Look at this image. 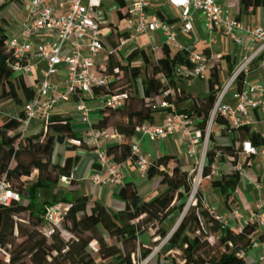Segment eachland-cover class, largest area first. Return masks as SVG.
Returning a JSON list of instances; mask_svg holds the SVG:
<instances>
[{
    "label": "trees",
    "instance_id": "trees-1",
    "mask_svg": "<svg viewBox=\"0 0 264 264\" xmlns=\"http://www.w3.org/2000/svg\"><path fill=\"white\" fill-rule=\"evenodd\" d=\"M119 6L121 0H114ZM240 5L236 18L250 15L257 7L264 9V0H237ZM6 4L2 3V6ZM120 18V11L117 10ZM110 27L108 39H119L116 28ZM5 34L0 27V103L13 99L22 104L30 99L32 91L22 81L12 79L9 63L13 57L4 45ZM210 72L207 77V94L204 96L186 94L177 87V81L185 78L173 75V68L177 64L186 65L181 52L169 56L167 48L163 47L159 56L149 60L143 50L133 49L128 53L126 62L121 64L110 59L108 72L115 67L131 79H139L141 95H131L125 90L124 106L121 109L104 107L100 110L101 117L91 126L106 129L112 126L111 121L120 115L132 123L115 122L113 132L122 136L121 141L106 145L105 152L116 163L127 159L136 162L137 155L131 150L132 137L138 127L144 123L143 108L148 111V123L153 122V114L162 112L167 107H160L155 97L160 95L166 86L174 90L173 95L165 99L172 103L176 110L195 115L198 118V128L204 137L210 111L215 101V95L221 88L219 74L220 62L224 60L230 73L232 64L228 55L212 58L205 51ZM143 64L134 65L137 58ZM258 57L253 60L250 69ZM243 76L238 79L241 88ZM114 83V82H113ZM22 92L20 97L17 92ZM111 91H95L93 98L106 95ZM120 93V92H119ZM190 103L184 107L187 100ZM71 117L51 113L42 130L38 133L21 137L19 124L15 117L5 118L0 124V179L9 183L12 190L20 195V201H12L9 205L0 203V264H136L146 259L150 249L145 248L138 240L140 235L149 234L157 243L166 238V243L172 251L166 255L171 264H245V255L253 239H263V232L257 230L256 221H247L237 233L222 227L202 204V195L198 191L187 205L186 197L192 192V176L184 169V164L174 154L157 156L145 170L147 179L157 178L160 191L151 199L143 200L136 189V185L125 182L118 190L117 196L123 201L121 209H112L96 200L90 201L86 194H79L71 199L57 195L58 183L62 177L68 179L69 184L76 183L75 167L79 156H66L62 164L52 162V153L56 143L72 142L69 150L77 148L92 149L82 141V137L74 132L70 125ZM213 124L220 127L221 135L229 131L235 133L242 143L248 141L255 147H264V134L247 131L245 128H230L226 120L219 114L213 118ZM212 133L209 137H212ZM214 149H220L233 157L229 161L234 166L238 160V151L230 150V145H214L206 152V161L202 168V176L210 171V164ZM253 157L249 154L243 163L246 166ZM95 163L92 164V167ZM36 172L32 181H25ZM240 180V173L236 168L230 172H219L209 180L210 187L217 193L225 194V204ZM35 191V192H34ZM33 192L35 194H33ZM47 192L49 199H39L36 193ZM58 201H66L69 206L62 219L57 224L46 220L45 206ZM184 212L181 220L169 235L162 224L173 212ZM31 225V229L23 232L22 223ZM48 225L47 232L39 231L41 226ZM61 230H72L73 234L64 240ZM17 234L25 237L16 242ZM214 242L210 243L209 239ZM95 247H91V244ZM217 249V250H216Z\"/></svg>",
    "mask_w": 264,
    "mask_h": 264
},
{
    "label": "built area",
    "instance_id": "built-area-1",
    "mask_svg": "<svg viewBox=\"0 0 264 264\" xmlns=\"http://www.w3.org/2000/svg\"><path fill=\"white\" fill-rule=\"evenodd\" d=\"M18 7L25 8L23 15L17 16L11 11L16 21L15 31H5L4 45L11 52L13 60L9 63L12 79L22 81L32 91L30 99L23 100L17 122L21 137L38 133L44 122L54 109L68 102H73L80 116L88 120L89 112L100 111L104 107L121 109L124 106L125 93H109L93 98L95 91H108L114 81L120 78L118 67L108 72L110 59L123 64L129 52L122 48L139 36L151 38L161 37L160 46L151 45L149 52H161L165 47L172 57L181 52L186 65L177 64L173 68L175 78L204 77L209 74V63L204 52H189L190 44L180 40V36L188 37L194 32L196 15L203 18L202 26L211 43L216 42V35L223 34L236 43H246L248 53L232 68L220 90L210 111V118L205 130V140L201 143V134L195 115L179 112L165 98L174 94V90L166 86L155 97L163 111L160 123H143L137 131L152 142L163 143L168 137L177 135L183 141L188 157L195 158L189 174L195 170L199 174L195 188L201 177L210 180L218 173V161H232L233 157L214 149L210 171L202 176L203 158L207 149L208 129L216 114L221 115L230 128H248L252 118L257 116L264 120V86L259 82H250L247 78L253 60L261 57L264 60V26L241 24L236 15L223 6L218 0H121L117 3L123 34L114 47H107L106 40L110 27L105 24L103 0H16ZM10 10V9H9ZM241 31V33H239ZM242 34L245 36L242 38ZM139 50V49H138ZM132 50H130L131 52ZM135 60H143L139 57ZM124 61V62H123ZM243 76L241 88H238L239 76ZM232 89V90H231ZM230 92L232 102L225 100ZM82 141L92 147L95 155L94 163L87 181L96 187H121L124 181L122 163H116L105 152L107 140L122 136L108 133L106 129L93 128L91 125L83 133ZM201 143V144H200ZM200 147V156H197ZM131 150L137 155L138 169L145 173L147 158L140 155L139 143L131 141ZM241 153L246 155H263L264 147H255L250 142L242 143ZM239 173L240 162L233 166ZM193 180V177H192ZM60 181H68L62 177ZM193 186V181H192ZM194 191L197 192L196 189ZM194 192L190 194V201ZM192 197V198H191ZM12 201H20V195L11 189L4 177L0 179V203L9 205ZM202 204L222 227L237 233L245 222L256 221L257 230H264V207L259 206L252 218L244 220L240 208H233L228 216L217 212L214 205L202 196ZM69 204L58 201L45 206V218L57 224L66 213ZM261 247L256 254V264H264V245L253 239L250 248Z\"/></svg>",
    "mask_w": 264,
    "mask_h": 264
},
{
    "label": "crops",
    "instance_id": "crops-1",
    "mask_svg": "<svg viewBox=\"0 0 264 264\" xmlns=\"http://www.w3.org/2000/svg\"><path fill=\"white\" fill-rule=\"evenodd\" d=\"M223 6H226L230 12L237 15L240 10V5L237 0H218ZM230 2V3H229ZM203 18L200 15H196L195 23H194V32L190 35V38L193 40H190L188 37L180 36V40L184 43L190 44L189 46V52H195L200 53L207 51L209 55L212 58H219L222 55H228L230 58V62L232 64V68L235 66V62H238L244 55L248 53L246 43H236L229 40L225 35L223 34H217L216 35V42L211 43L209 40L208 35L205 33L203 26H202ZM240 22L242 25H261L264 26V9L261 7H257L254 12L250 15H241L240 16ZM16 30L13 28L12 31ZM241 33V31H239ZM244 35L242 34V38L244 39ZM240 58V59H239ZM239 59V60H238ZM238 60V61H237ZM221 71L220 75L223 73V71H227L226 75L228 76L229 72L226 68V63L224 60L220 62ZM210 72V70H209ZM209 75V74H208ZM208 75L203 77V80H207ZM248 80L250 82H259L264 86V60L259 59L254 62L252 68L250 69V72L247 76ZM198 79V78H197ZM194 79L187 80V81H193ZM221 81V80H220ZM207 82V81H206ZM178 81L176 82V84ZM185 82L181 81L180 87L186 92H189L183 85ZM222 84V82H221ZM232 90V89H231ZM208 92V90H207ZM187 94V93H186ZM207 94V93H206ZM205 94V95H206ZM201 96V95H199ZM204 96V95H202ZM225 100L227 102H232L230 99V92H228V96H226ZM68 104V105H67ZM67 107V108H66ZM96 110H92L89 112H94ZM55 113H60L66 116L71 117L70 125L74 132H76L78 135L82 136L83 133L89 128V126L96 120H91L90 118L88 120L83 119L79 112L75 109L73 102L63 104L60 107L55 108ZM98 113L97 118L99 119L101 117V112L96 111ZM163 111L159 113L153 114V123H160L163 119ZM157 115H161L160 119L157 120ZM89 117V116H88ZM218 126V125H217ZM219 127V126H218ZM247 131H256L261 134H264V120L261 121L257 116L254 117V120L252 118V123L248 128H246ZM220 131V127H219ZM138 134L139 132L136 131L135 134L132 137V141H136L139 143L140 151H150L149 148H151V152L153 154H156V156L168 154V150H172V154H177V158H182L181 155H179V152L182 151H176L171 149L169 141H171V137H168L164 144L160 142H152L147 137L141 135L139 133V139L135 140L134 136ZM233 133L229 131L226 135ZM221 134V132H220ZM235 135V133H233ZM225 136V135H224ZM174 140V139H172ZM176 141V140H175ZM118 142V141H116ZM183 142V141H182ZM149 143L152 144V146H148ZM184 146V143H182ZM72 145V142H62V143H56L54 146V150L52 153V162L56 164H62L64 158L66 156H74L78 155L79 159L77 162V165L75 167L76 172V183L75 184H69L68 181H59L58 188L54 189V191L58 190V196L59 197H66L67 199H71L68 197V194L72 195V198L79 194H86L90 201L96 200L106 206H109L112 209H121L123 207V201L117 196V192L120 187L117 186H104V187H96L89 183L87 181V176L90 173L92 169V164L94 163L95 155L92 149H82L77 148L75 150H69L68 147ZM183 148V147H182ZM246 155V154H245ZM247 156V155H246ZM245 156V157H246ZM188 157V156H187ZM130 160H126L122 162L123 168L128 169V175L129 177L126 179L125 182L131 181L136 185V189L138 191L139 196L143 200H149L152 197H154L161 189L158 185L157 178H152V180L157 181L158 190L152 197H142L141 190L139 189V184L136 181V178L133 174H131L130 171ZM226 165H229L230 167H227L223 171L220 172H230L233 169V166L229 161H226ZM249 166L248 171H244L240 173V180L236 186V189L233 191L232 195L236 197L235 204L238 208L242 211L244 220H247L249 218L253 217V214L258 210V207H264V154L263 155H253V157L250 159V162L247 164ZM185 167V165H184ZM219 173V172H218ZM255 177L259 178V185L252 184L255 183ZM145 181L149 180L146 178ZM256 190H255V189ZM205 196V195H204ZM208 203L214 205L219 213L228 216V218L233 221L231 215L229 206L224 204L226 208L223 210L219 209L218 202L220 200H223L225 202V194L224 193H217L215 192L211 187L209 188L208 193L205 196ZM218 201V202H216ZM254 201H259L260 204L258 205L257 209L251 208V203ZM229 203V202H228ZM259 232H263V239L259 240L264 245V230H258ZM261 247L253 249H248L246 255H245V264H256V254L260 251ZM172 251V248L168 249L166 254L170 253ZM165 257V258H164ZM164 260L160 258L159 262L155 264H171L169 259L164 256ZM164 262V263H163Z\"/></svg>",
    "mask_w": 264,
    "mask_h": 264
},
{
    "label": "rangeland",
    "instance_id": "rangeland-1",
    "mask_svg": "<svg viewBox=\"0 0 264 264\" xmlns=\"http://www.w3.org/2000/svg\"><path fill=\"white\" fill-rule=\"evenodd\" d=\"M4 2L6 4H4L2 6V3H4ZM17 3L18 2L16 0H0V27L3 29V31L4 30L5 31H8V30L12 31L13 28H15V26H16L15 18H13L12 14H10L11 12H9V11L12 10V12L15 13L17 16L23 15V13L25 12V8L18 7ZM103 9L105 12V19H104L105 24H102V28L105 25H108L107 23H111L116 28L117 32L122 30L123 25H122L120 18L117 15L116 2L114 0H103ZM160 40H161V37H159V36H153L151 38H147L146 36H139L135 40L128 42V44H126L122 48V50L124 51V53L130 52V50H133V49L143 50V52L146 54V56L149 60H154L155 57L159 56L161 52L157 51L156 53H151V52H149V50L151 49V45H156L159 47L161 44ZM117 44H118V42H117L116 38H113L111 40L110 39L106 40V46L107 47L111 48ZM238 62H235V65ZM133 64L134 65H140L141 61L140 60H134ZM226 72L227 71L225 70L220 75V80H221L222 84L224 83L225 79L227 78ZM119 75H120V78L118 80L114 81V83L110 86V90H108V91H111V93H119L123 89V90L129 92L132 96L136 95V94L139 96L141 95L140 80L138 78L137 79H131L129 76L124 75V73H122V72H120ZM191 79H194V80L193 81H187V80H191ZM206 81L207 80H203V76L198 77V79L196 77H190L188 79H184L183 82H185V83L183 86L189 91V92H186V90H185V93L189 94L190 96L205 95L207 93V82ZM180 83H181V81H178V83L176 85L178 88L182 89L180 87ZM17 92H18V95L20 97H23L22 92L19 88H17ZM22 103H23V101H22ZM68 103H70V102H68ZM189 103H190V100L188 99L183 104L184 107L187 106ZM21 107H22V104L15 102L13 99H9V100H5V101L1 102L0 103V124H1V121L5 118L17 117L18 114L21 112ZM54 111H55V109H54ZM142 113L144 115V123H148L149 122V120L147 118L148 111L143 108ZM157 113H159V112H157ZM97 115H98V113L96 111L91 112L89 114V118L91 120H96V119H98ZM160 117H161V115H157V120L160 119ZM115 122H122V123L131 124L132 120L126 121L120 115L114 116L113 120L111 121L112 126H109L107 128L108 133L113 132V125ZM210 133H212V135H213L212 137H209ZM206 137H207L206 152L211 147H213L214 145H230V150H233V151H238L239 149H241L240 148L241 147L240 146L241 145V143H240L241 139L237 135H234L233 133H230V134L225 135V136L221 135L220 131H219V127L213 123H212L211 127L208 129ZM134 138H135V140H138L140 138L139 133L138 134L136 133ZM172 139H174V140H172ZM117 140H118L117 137L109 138L107 140V143L108 144L113 143V142H116ZM204 140H205V137H201V143ZM182 143H183L182 140L177 135L172 136L171 141H169L171 149L176 150L177 152L182 149V151L179 152V155H181L182 158H180V159L178 158V159L181 160L182 163L185 165L184 169H186L188 172H190L193 167H196L194 164L195 158L187 157L185 146H182L183 145ZM148 146H152V144L149 143ZM149 149H150V151L144 150V151L140 152V155L147 158L148 164H150V162H152L157 157L156 154H153L151 152V148H149ZM168 151H169L168 154L173 153L172 150H170V149ZM199 152H200V147L198 148L197 156H200ZM206 152H205V155L203 158L204 163L206 161ZM174 155L177 156V154H175V153H174ZM245 156L246 155L244 153H241V150L238 152V161L240 162L242 172L248 171V169H249L248 165H246V166L243 165V163L245 161ZM129 163H130L129 166H130L131 174H133L135 176L136 181L139 184V189L141 190L142 197H146V198L152 197V195H154L156 193V191L158 190L157 181L156 180L150 181V179H148L149 182L145 181L146 176L144 173H142L138 169L136 162L130 161ZM204 163H203V165H204ZM218 167H219L218 172H220V171H223L224 169H226L227 167H230V166L226 165L225 159H221L220 161H218ZM124 173H125L124 181H126V179L129 177V175H128L129 172H128L127 168L124 169ZM35 175H36V172H33L29 178H23V179L25 181H32L35 178ZM191 176L193 177L192 193L194 192V194H195L196 191H194V189H196L199 193H201L202 196H204V195L206 196V194L208 193L209 188H210L209 180L203 179L201 177L198 185L195 188V185H196L195 181L197 180V178H199V174L195 170L191 174ZM254 178H255L256 182L255 183L252 182V184H255L256 186L259 185L260 184L259 178L255 177V176H254ZM34 192H33V194H35ZM36 194L38 195L37 197L39 199H43V198L49 199V194L47 192H41V193L39 192ZM68 197L72 198V195L68 194ZM235 200H236V197H234L231 194V196L229 197V200H228V202L231 206V207H229L230 211L233 208H237V205L235 204ZM216 202H218V201H216ZM189 203H190V196L186 197V204L188 205ZM218 204H219L220 210H223L224 208H226V206L224 205L225 204L224 198H223V200H220L218 202ZM259 204H260L259 201H254L253 203H251V208L257 209ZM217 212H218V210H217ZM180 215H181L180 212H177V211L173 212L168 217V219L162 224V226L165 227V229H167L168 232H170L175 227V225L177 224V222L180 218ZM22 228H23V232L27 233L31 229V225L26 223V222H23ZM48 229H49L48 225H44V226H41L39 228V231L47 232ZM72 234H73L72 230H63V231L61 230V233H60L61 238L64 240H67ZM15 236L17 237L16 242H19L25 238L24 236L19 237L20 234H19V236L17 234H15ZM138 240L140 241V243L145 248H149L151 252L146 259L140 260L136 264H155V263L159 262L160 258L162 260H164V258H165L164 256L167 255L166 254L167 250L171 248V246L166 243V238L161 239L157 243H155L149 234H143V235H140ZM209 241H210V243H213L214 239L210 238ZM91 247H95V244L94 243L91 244ZM162 257H164V258H162ZM25 262H26L25 264H30L29 261L27 260V258H26Z\"/></svg>",
    "mask_w": 264,
    "mask_h": 264
},
{
    "label": "water",
    "instance_id": "water-1",
    "mask_svg": "<svg viewBox=\"0 0 264 264\" xmlns=\"http://www.w3.org/2000/svg\"><path fill=\"white\" fill-rule=\"evenodd\" d=\"M192 198V197H191ZM183 214H184V212H182L181 213V215H180V218H179V220H178V222H177V224L175 225V227L169 232V235L174 231V229L176 228V226L178 225V223H179V221L181 220V218H182V216H183Z\"/></svg>",
    "mask_w": 264,
    "mask_h": 264
},
{
    "label": "bare ground",
    "instance_id": "bare-ground-1",
    "mask_svg": "<svg viewBox=\"0 0 264 264\" xmlns=\"http://www.w3.org/2000/svg\"><path fill=\"white\" fill-rule=\"evenodd\" d=\"M196 181H198V180H196Z\"/></svg>",
    "mask_w": 264,
    "mask_h": 264
}]
</instances>
